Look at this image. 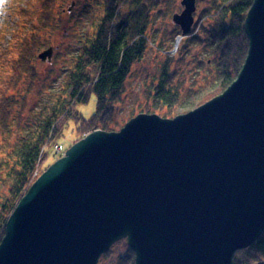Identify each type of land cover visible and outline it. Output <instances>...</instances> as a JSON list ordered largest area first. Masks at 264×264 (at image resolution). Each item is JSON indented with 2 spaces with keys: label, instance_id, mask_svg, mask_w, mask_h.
I'll use <instances>...</instances> for the list:
<instances>
[{
  "label": "water",
  "instance_id": "1",
  "mask_svg": "<svg viewBox=\"0 0 264 264\" xmlns=\"http://www.w3.org/2000/svg\"><path fill=\"white\" fill-rule=\"evenodd\" d=\"M198 1L172 16L181 37ZM244 29L245 62L220 95L94 130L49 165L6 222L0 264H98L121 240L134 264H233L264 232V0Z\"/></svg>",
  "mask_w": 264,
  "mask_h": 264
},
{
  "label": "trees",
  "instance_id": "2",
  "mask_svg": "<svg viewBox=\"0 0 264 264\" xmlns=\"http://www.w3.org/2000/svg\"><path fill=\"white\" fill-rule=\"evenodd\" d=\"M252 3L253 0H220L215 4L214 10L202 19L208 17L212 22L204 46L214 58V76L180 94L166 84L162 73L147 92L153 111L164 118L186 113L220 95L236 80L248 52L244 28ZM124 8L128 9L126 14L122 13ZM54 10L49 8L48 19H53ZM147 10L145 0H107L104 15L77 50L62 84H57L47 102L33 112L25 125L21 115L12 117L9 97L0 99V241L10 214L42 173L38 172L40 162L63 138L71 122L82 134L116 131L111 124L113 106L119 101L131 65L147 47ZM176 33L181 35L180 31ZM93 94L96 108L85 119L77 107L86 104ZM119 264H134L129 247ZM233 264H264V232L251 246L236 252Z\"/></svg>",
  "mask_w": 264,
  "mask_h": 264
},
{
  "label": "rangeland",
  "instance_id": "3",
  "mask_svg": "<svg viewBox=\"0 0 264 264\" xmlns=\"http://www.w3.org/2000/svg\"><path fill=\"white\" fill-rule=\"evenodd\" d=\"M145 1L147 47L142 57L131 65L119 101L113 106L111 124L116 131L140 112L147 110L159 115L153 111L147 92L162 73L166 75V84L184 94L206 78H212L216 68L214 58L204 46L212 22L208 17L202 19L220 0L197 2L194 25L185 37L177 36L180 29L172 22V16L183 9L181 0ZM106 6L107 0H9L6 19L0 24V99L9 97L11 115L13 118L21 115L22 125L47 102L57 84H62L74 55L95 31ZM49 8L55 9L53 19L47 18ZM127 11L124 8L122 13ZM50 49H54V56L47 63L40 57ZM95 105L93 94L86 104L78 105L77 111L88 119ZM86 134L71 122L57 144L65 152ZM58 158L50 153L40 162L38 172ZM127 249L126 240L117 242L98 264H119Z\"/></svg>",
  "mask_w": 264,
  "mask_h": 264
},
{
  "label": "clouds",
  "instance_id": "4",
  "mask_svg": "<svg viewBox=\"0 0 264 264\" xmlns=\"http://www.w3.org/2000/svg\"><path fill=\"white\" fill-rule=\"evenodd\" d=\"M9 0H0V24L4 22L7 14V7Z\"/></svg>",
  "mask_w": 264,
  "mask_h": 264
},
{
  "label": "built area",
  "instance_id": "5",
  "mask_svg": "<svg viewBox=\"0 0 264 264\" xmlns=\"http://www.w3.org/2000/svg\"><path fill=\"white\" fill-rule=\"evenodd\" d=\"M54 152H55L56 155L59 154L61 152V147L55 146Z\"/></svg>",
  "mask_w": 264,
  "mask_h": 264
}]
</instances>
